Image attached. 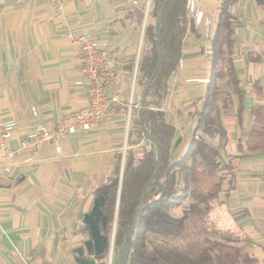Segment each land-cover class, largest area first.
<instances>
[{
  "label": "crops",
  "instance_id": "obj_1",
  "mask_svg": "<svg viewBox=\"0 0 264 264\" xmlns=\"http://www.w3.org/2000/svg\"><path fill=\"white\" fill-rule=\"evenodd\" d=\"M137 1L135 8L125 1L73 0L59 15L52 0H0V122L15 128L11 146L36 125L52 126L87 104L84 91L75 87L81 78L80 58L66 30L89 35L125 61L134 60L127 45L147 0ZM222 2L201 1L208 24L186 35L181 67L169 76L171 91L158 109L166 116L173 115L172 107L193 127L211 70L203 40L207 35L212 42ZM228 11L243 108L238 115V96L224 79L219 81L226 83L229 106L221 109L226 135L218 161L223 181L214 208L243 242L240 251L264 264V146L250 151L245 144L254 121L251 108H264V0H232ZM126 113L122 106L101 128L70 136L59 154L49 147L0 164V264H77L76 250L89 239L81 232L83 216L112 176L127 142ZM166 120L176 132V125Z\"/></svg>",
  "mask_w": 264,
  "mask_h": 264
},
{
  "label": "trees",
  "instance_id": "obj_2",
  "mask_svg": "<svg viewBox=\"0 0 264 264\" xmlns=\"http://www.w3.org/2000/svg\"><path fill=\"white\" fill-rule=\"evenodd\" d=\"M162 0H151L150 16L154 23L145 28V37L149 50L138 62L139 81L142 88L141 99L145 97L142 122L149 133L157 140L162 153V161L157 178L149 186L140 209L137 226L132 233L127 264H257L239 248L220 242H209L191 258H182L173 251L146 253V240L149 234L165 238H176L183 230V219L169 214L178 208L185 199L192 200L193 212L208 208L211 200L216 199L223 178L220 174L219 148L225 140V129L221 122V109L229 106V92L222 95L221 80H225L230 92L239 99L238 115L243 108V93L238 86V78L232 63L234 46V22L228 11L232 0H223L215 22V32L211 42L212 54L210 77L205 87L204 99L199 111L193 115L195 127L186 151L173 162L169 160V151L175 136V128L167 122L164 112L158 110L165 97L166 81L178 66L181 46L188 33L196 34L194 22L188 18L185 10L186 0H167L161 21L160 47L161 61L152 81L150 78L158 62L156 43V18ZM149 13V12H148ZM134 60L126 61L125 77L132 72ZM223 67L222 70L220 67ZM221 103L219 107L218 103ZM140 110L131 112L132 127L128 132L126 146L147 142L140 128ZM251 114L254 121L246 140V148L256 151L264 146V108L253 106ZM197 133H200L198 136ZM135 134V140L132 135ZM217 139L219 146L214 147L209 139ZM143 153L138 160L131 150L126 151V158L121 168V154L117 156L112 176L96 191V197L104 195L102 208L106 216V227L102 230L108 236L115 220L113 251L122 250L134 212L138 206L142 189L152 177L156 163L154 145ZM81 232L90 236L87 225ZM121 253V252H120ZM107 253L100 259H104Z\"/></svg>",
  "mask_w": 264,
  "mask_h": 264
},
{
  "label": "built area",
  "instance_id": "obj_3",
  "mask_svg": "<svg viewBox=\"0 0 264 264\" xmlns=\"http://www.w3.org/2000/svg\"><path fill=\"white\" fill-rule=\"evenodd\" d=\"M70 1L73 0H52L57 14L61 15L65 3ZM112 1H125L129 6L135 8L139 6L137 0ZM201 1L186 0L185 4L186 14L195 26L206 23L200 8ZM150 3L151 0H147L143 10V27ZM65 37L72 42L79 54L81 78L75 87L84 91L87 99L86 106L64 114L52 126L36 125L18 141L16 146L10 144L15 130L14 126L0 122V164L44 153L49 147L54 148L55 152L59 154L61 145L67 138L79 132H89L101 128L118 115L122 106L127 107L126 127L128 128L133 108L134 84L138 75V54L134 57L130 85L126 92L127 100L124 104L122 99L125 91L123 89L125 59L111 53L105 43L97 41L89 35L75 34L66 30ZM203 45L204 55L211 56V40L207 35L204 37ZM13 63L17 64L16 61ZM178 67H181V63H178ZM107 264H111L110 258Z\"/></svg>",
  "mask_w": 264,
  "mask_h": 264
},
{
  "label": "rangeland",
  "instance_id": "obj_4",
  "mask_svg": "<svg viewBox=\"0 0 264 264\" xmlns=\"http://www.w3.org/2000/svg\"><path fill=\"white\" fill-rule=\"evenodd\" d=\"M143 10L140 12V19L139 22L133 26L132 35L130 37V41L127 45V48L132 49V52L136 56L138 54L139 61L141 57L149 50V42L147 38L145 37V28L148 25H151L154 23V19L150 16V10H151V3L149 7V13L146 17L145 24L143 27ZM134 42V43H133ZM132 45V46H131ZM134 49V50H133ZM222 70L223 67H220ZM139 72L134 84V95H133V112L136 113L137 110H140L141 106V91L142 88L138 85L139 81ZM170 77L166 81V93H169L170 90ZM223 82V81H222ZM225 82V81H224ZM222 83L221 91L222 95H225V93L228 92V89H226L225 84ZM167 84L168 90H167ZM130 85V78L129 76H126L123 81V103L125 104L127 100L126 95V88ZM164 97V98H165ZM164 100V99H163ZM233 104H235V100H233ZM219 106H221V103H218ZM126 107V106H125ZM127 109V107H126ZM132 112V111H131ZM171 112H173V115L170 113H166V118L169 122L176 125L177 130L175 132L174 139L171 144V148L169 151V160L170 162L175 161L180 156L184 154L186 151V148L188 147V144L190 142L191 136L193 134L194 127L189 119H187L185 116H179L174 109L171 107ZM222 114V111H221ZM126 120H127V113L125 117V129L127 133L132 127V123L130 120L128 128L126 127ZM199 136L200 133H197ZM136 135H132V140H135ZM208 142H210L214 147H218L217 139H209ZM131 150L134 154V157L136 160L140 159L144 152L150 151L152 148L145 142L144 140H140L138 143L123 147L121 151V168L124 164V160L126 158V151ZM192 200L190 198L185 199V201L180 205L178 208L171 209L169 211V214L174 218H181L183 219L184 225L183 230L180 234V236L176 238H165L156 234H149L146 240V253L149 254H155V253H163L168 250H173L177 252L180 257L182 258H191L194 257L201 248L207 246L209 242H220L227 245H232L234 247L239 248L242 241L239 240L237 235L228 229L227 222L223 219L222 214L220 213L219 209L214 208V205L216 204V200H211L208 208L204 210V205H200L199 209L201 211L193 212L191 209ZM115 222V220H114ZM114 234H115V225L112 224V228L110 230V233L108 237L113 238V245H114ZM121 251H113V247L109 254L105 256L103 261L109 262V258L111 261V264H119L120 259V253ZM111 255V256H110Z\"/></svg>",
  "mask_w": 264,
  "mask_h": 264
},
{
  "label": "water",
  "instance_id": "obj_5",
  "mask_svg": "<svg viewBox=\"0 0 264 264\" xmlns=\"http://www.w3.org/2000/svg\"><path fill=\"white\" fill-rule=\"evenodd\" d=\"M166 3H167V0L161 1L159 13L156 18V43H157L159 56H158V62L150 78V82L152 81L155 73L157 72V69L161 61L160 31H161V21L163 19ZM144 106H145V97L143 96L141 99V106H140V113H139L140 128H141L143 138L148 143L154 145L156 149V163H155V168H154L152 177L149 179V181L144 185L142 189V193H141L138 206L134 212L126 240L121 250L119 264H127L128 254L132 246V233L134 232V229L137 226L140 209L143 205V202H144L149 186L157 178L158 171H159L161 161H162L161 148L157 140L149 133V131L147 130V128L144 126L142 122V113H143ZM104 203H105L104 195L97 196L93 201V206L90 212L86 213L83 216L81 223L88 226L89 231H90V236H89V239L83 244V246H81L80 248L76 250L77 256L75 258V262L77 264H107L106 261H103V259H100V258L103 254L110 253L111 248L113 246V238L105 236L102 233V230L106 227V216L103 215V212H102ZM114 225H115V222H114Z\"/></svg>",
  "mask_w": 264,
  "mask_h": 264
}]
</instances>
